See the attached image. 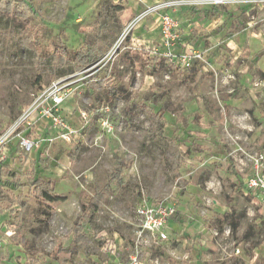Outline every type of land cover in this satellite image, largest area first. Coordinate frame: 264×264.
Listing matches in <instances>:
<instances>
[{
	"label": "rangeland",
	"instance_id": "rangeland-1",
	"mask_svg": "<svg viewBox=\"0 0 264 264\" xmlns=\"http://www.w3.org/2000/svg\"><path fill=\"white\" fill-rule=\"evenodd\" d=\"M25 2L37 13L28 27L42 49L22 46L17 18L0 15V137L32 93L60 78L63 114L81 136L51 137L31 152L19 138H38L41 129L24 123L8 136L0 264H102L130 255L142 264H264V206L242 182L254 159L264 171V0ZM163 12L179 21L173 51L191 54L188 65L165 53ZM89 44L97 59L77 68L72 51ZM111 87L162 109L160 134L151 136L152 119ZM37 173L64 199L44 201L29 184ZM104 186L87 239L75 244L72 227ZM139 197L175 205L168 240L140 234Z\"/></svg>",
	"mask_w": 264,
	"mask_h": 264
},
{
	"label": "built area",
	"instance_id": "built-area-1",
	"mask_svg": "<svg viewBox=\"0 0 264 264\" xmlns=\"http://www.w3.org/2000/svg\"><path fill=\"white\" fill-rule=\"evenodd\" d=\"M159 21L161 44L166 50V55L171 60L177 58L188 65L191 54H176L173 51V45L178 37L179 21L174 19L168 12L160 14ZM64 79H55L48 85L38 88L32 93L30 102L21 109L20 118L16 121L12 130L24 123L30 129H39V131L41 129L40 132H37V134H40L38 138L32 136H21L19 138V145L26 152L33 151L40 142L52 140L51 137L66 142H74L80 138V129L72 126L63 114V105H65L68 97V90L62 84ZM12 130L0 137V161L6 159L8 136L12 133ZM49 134L52 136H48ZM261 163H263L261 157L254 159L250 173L244 176L242 182L244 187L264 206V171ZM175 212V205L166 198L151 200L146 197H139V203L135 207V215L138 220L140 234H145L148 239L154 242L168 240L171 237L169 222ZM102 264L142 263L135 256L130 255L127 259L114 256Z\"/></svg>",
	"mask_w": 264,
	"mask_h": 264
},
{
	"label": "trees",
	"instance_id": "trees-1",
	"mask_svg": "<svg viewBox=\"0 0 264 264\" xmlns=\"http://www.w3.org/2000/svg\"><path fill=\"white\" fill-rule=\"evenodd\" d=\"M21 5L13 3L12 0H0V15L1 14H10L17 18L16 25L20 27V32L24 33L23 37L21 38L22 46L26 47L28 50L33 51L36 55H39L38 51H41L40 45L38 43L33 42V37L29 33V22H28V15L33 14L36 15L37 13L25 2V0H18ZM73 57L77 62V68H84L92 64L96 59L97 55L93 53V48L89 44L88 47L78 46L72 51ZM37 57V56H36ZM55 59H61V56L56 53V56L53 55ZM79 66V67H78ZM108 93L111 94H120L124 99L127 106L130 108L139 109L145 115L150 117L154 123V130L151 136L160 134L161 128L164 126L165 122L163 120V112L162 109L158 111H154L150 108L146 103L139 101L137 96L131 95L130 93L126 92L121 88L111 87L108 89ZM168 140V139H166ZM39 158H35V161H38ZM7 162L6 159L0 161V167H3ZM120 172L117 171L114 173L115 178H119ZM14 181L18 182V178ZM29 184L33 187V189L42 197V199L46 202L52 201H59L63 200L64 196L52 194L49 192V182L44 181V179L37 174H33V176L29 177ZM2 184L0 183V198L2 193L5 192L2 190ZM108 194V188L104 187H96L95 193L91 196L86 203L83 205L81 209V213L77 221L72 227V240L75 244H79L85 242L87 239V234L84 231V226L87 221L91 220L94 216L95 212L99 210L101 205L104 203V200ZM3 207L0 203V213H2Z\"/></svg>",
	"mask_w": 264,
	"mask_h": 264
}]
</instances>
